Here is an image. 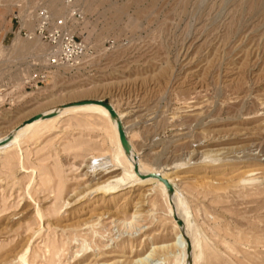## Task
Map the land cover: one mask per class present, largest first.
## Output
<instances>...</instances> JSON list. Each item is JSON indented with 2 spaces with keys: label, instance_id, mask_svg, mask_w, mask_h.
Here are the masks:
<instances>
[{
  "label": "rangeland",
  "instance_id": "obj_1",
  "mask_svg": "<svg viewBox=\"0 0 264 264\" xmlns=\"http://www.w3.org/2000/svg\"><path fill=\"white\" fill-rule=\"evenodd\" d=\"M41 5L67 10L0 0V136L104 99L142 164L180 185L196 264H264V0H78L74 30L91 51L36 88L34 47L49 45L24 31ZM111 126L98 112L68 114L0 154V264H174L150 255L174 240L163 190L89 167L117 155ZM113 176L126 182L116 194L100 187Z\"/></svg>",
  "mask_w": 264,
  "mask_h": 264
},
{
  "label": "bare ground",
  "instance_id": "obj_2",
  "mask_svg": "<svg viewBox=\"0 0 264 264\" xmlns=\"http://www.w3.org/2000/svg\"><path fill=\"white\" fill-rule=\"evenodd\" d=\"M76 1V3L78 4V0ZM45 7L51 10L50 7ZM29 41L34 42V44L36 45V43H39L40 39L35 38ZM34 48V54L37 58H43L49 51V47H45V49H40L39 46L37 47L36 45ZM67 68L68 67L57 68L51 70L50 72L54 73L56 71H60L61 69ZM112 106L117 112V108L115 107V105L112 104ZM83 111H93L101 113L109 120L110 124L112 125L111 127L113 129L115 147L117 150V155L114 158H111L107 155L94 156L92 158L94 162H92L89 167L99 169L105 174L112 173L113 171L122 168V170H124L126 174L131 173L133 175V186H151L152 189L158 188L160 190H163V192L166 194L171 209V215L174 220V240L172 243H161L155 246L150 255H160V257L164 256L163 258L168 259L171 263L174 262V264H196L198 232L196 227L193 226L190 221L188 214V205L184 198L183 191L180 185L163 171H150L149 169H147L144 164H142L139 154H137L135 150V145L131 139H128L131 146L130 152L127 153L125 151L120 140L117 120L111 117L109 110L105 106L94 101L81 100L76 101L71 105L57 107L51 110H45L39 114H36L35 116H32L31 118L25 120L23 123L13 127L7 135L3 137L0 136V154L11 150L13 147H19L20 141L25 135L28 134L30 137L36 136V134L41 129L55 124L59 119L63 118L65 115H70L72 113L74 114ZM118 117L121 120V116L119 115V113ZM125 132L127 134L126 129ZM136 166L138 167V171L136 169ZM163 179H167L173 185L172 191H170ZM125 184L126 182H124L123 178H119V176H113L110 177L108 180L102 182V185L100 187L104 188L107 191H112L113 194H116L119 191L123 190V186H125ZM24 245L26 246V244Z\"/></svg>",
  "mask_w": 264,
  "mask_h": 264
},
{
  "label": "built area",
  "instance_id": "obj_3",
  "mask_svg": "<svg viewBox=\"0 0 264 264\" xmlns=\"http://www.w3.org/2000/svg\"><path fill=\"white\" fill-rule=\"evenodd\" d=\"M66 13L56 16L47 7L37 10L36 27L33 33L24 34L32 39L38 37L49 45V51L42 62L34 64L35 69L27 79L28 85L41 87L49 79V72L57 68H78L87 59L91 51L86 37L74 30V25L84 21L85 15L76 0H64ZM23 29H20L22 32ZM112 42L111 45H113Z\"/></svg>",
  "mask_w": 264,
  "mask_h": 264
},
{
  "label": "water",
  "instance_id": "obj_4",
  "mask_svg": "<svg viewBox=\"0 0 264 264\" xmlns=\"http://www.w3.org/2000/svg\"><path fill=\"white\" fill-rule=\"evenodd\" d=\"M89 101H94L96 103H99V104L105 106L109 110V112L111 114V117L113 119L117 120V125H118V129H119L120 140L122 142V145H123L125 151L127 153H129L131 146H130L129 140L127 138V134H126L125 129L123 127V123L119 119L118 113L116 112V110L114 109V107L112 106V104L106 102L104 99H96V100H89ZM136 169L138 171V167L137 166H136ZM163 181L166 183V185L170 189V191H172L173 190V185L167 179H163Z\"/></svg>",
  "mask_w": 264,
  "mask_h": 264
}]
</instances>
